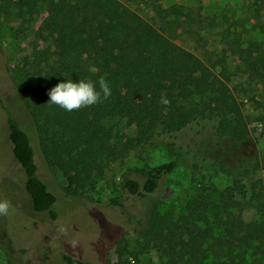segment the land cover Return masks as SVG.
<instances>
[{"label": "trees", "instance_id": "obj_1", "mask_svg": "<svg viewBox=\"0 0 264 264\" xmlns=\"http://www.w3.org/2000/svg\"><path fill=\"white\" fill-rule=\"evenodd\" d=\"M163 1H150L161 17L158 28L122 0H0V11L11 10L14 3L19 11L47 6L48 16L36 36L54 41L56 48L34 45L16 67L14 82L20 92L32 96L30 107L45 157L67 178L68 195L94 190L97 177L118 155L107 125L118 116L137 125L125 150L159 130L180 131L207 110L217 116L216 134L221 138L235 144L251 138L239 101L227 80L214 72L220 65L229 80L225 61L209 65L176 42L180 29L192 32L203 18L181 4L165 7ZM258 27L264 33V22ZM236 41L230 50L249 58L244 72L252 80L264 81V40L251 39L245 45L240 37ZM197 98L208 102L201 105ZM8 128L33 209L57 219V197L38 175L30 135L11 115ZM176 167L175 161H168L138 168L139 178L123 182L124 193L153 194ZM232 195L221 199L200 195L179 216L150 211L147 233L164 251L166 264H264V211L260 220H247L236 212L239 202ZM125 200L118 196L109 204L124 208ZM116 247L117 264H133L130 258L139 261L125 239ZM63 259L66 264H90L68 253Z\"/></svg>", "mask_w": 264, "mask_h": 264}, {"label": "rangeland", "instance_id": "obj_2", "mask_svg": "<svg viewBox=\"0 0 264 264\" xmlns=\"http://www.w3.org/2000/svg\"><path fill=\"white\" fill-rule=\"evenodd\" d=\"M151 0H122L156 27L161 17ZM184 5L204 23L180 29L176 42L197 54L209 65L223 59L227 80L239 101L251 131L240 144L216 134L218 118L205 111L177 132L159 130L143 144L125 150V143L137 134V125L126 117H115L107 125L113 130L112 143L118 155L111 159L94 190L85 195H68L63 172L48 163L38 126L30 107L31 95L16 87L14 73L36 44L56 48L54 41L36 36L48 16L45 4L18 10L0 11V264H66L71 254L90 264H117L116 243L125 239L139 255L133 264H166L167 257L148 235L151 210L179 216L200 195L221 199L232 193L239 202L236 212L247 220H260L264 211V81L252 80L244 72L248 57L235 54L237 38L264 40L258 27L264 22V0H164L163 6ZM190 30V29H189ZM227 51V52H226ZM226 52V53H224ZM205 105L208 99L197 98ZM8 115L30 135L35 148L38 175L57 201V219L48 212H36L26 189V174L13 152ZM175 161L177 167L159 190L145 197L129 196L122 184L128 177L139 178L138 168ZM126 197V206L110 205L114 197Z\"/></svg>", "mask_w": 264, "mask_h": 264}]
</instances>
